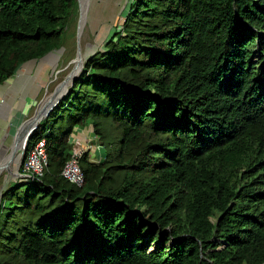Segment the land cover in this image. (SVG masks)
I'll return each mask as SVG.
<instances>
[{"label": "trees", "instance_id": "16d2710c", "mask_svg": "<svg viewBox=\"0 0 264 264\" xmlns=\"http://www.w3.org/2000/svg\"><path fill=\"white\" fill-rule=\"evenodd\" d=\"M77 4L0 0V84ZM103 47L26 143L43 175L2 192L0 264H264V0H133ZM88 126L105 158L77 186Z\"/></svg>", "mask_w": 264, "mask_h": 264}, {"label": "rangeland", "instance_id": "374dc122", "mask_svg": "<svg viewBox=\"0 0 264 264\" xmlns=\"http://www.w3.org/2000/svg\"><path fill=\"white\" fill-rule=\"evenodd\" d=\"M132 2L133 0H88L86 11L87 19L82 27L83 0H78L76 12L65 31L62 47L52 51L58 54L55 61L43 63L42 60L46 57L45 56L41 58L42 60L28 61L21 65L15 72V75H18L20 71L22 73L27 72L26 74L31 76V82L30 84L27 83L22 88L23 90L20 97H17L18 95L15 98L8 96L2 100L3 103H1V106L4 105V111L0 112V121H3L4 125L0 128L1 139L5 140L6 138H10L11 140L8 142V145H10V142L13 140V135H16L15 133L24 134V132L34 125L37 127L39 122L47 115L43 114L53 104H57V102L69 92L76 78L82 74V69L87 59L97 51H102L104 49V43L113 37L116 31L121 29L122 21L130 11ZM94 45H98L97 49L84 60L79 71L72 77L73 79L69 85L66 86L67 89L65 88L61 96L57 98L60 87L67 81L71 71H73V66L75 65L80 50L82 49L85 51L87 49L86 47L92 48ZM25 73L23 74L25 75ZM40 114H42L43 117L42 115L40 116ZM41 117L42 119L39 120ZM79 129L83 130V134L87 132V134L89 133L88 135H90L88 137L86 135H77L85 141V148H87V150L84 155L86 161L95 164L103 161L105 152L103 148H96L97 145H100L101 141L95 135L92 127L88 126L85 128H78V130ZM3 135H5V137ZM23 146L25 147L26 145L23 144L22 147L18 149L19 158L16 162L17 164L13 163L11 165L13 173L10 175L5 172L0 175V194L6 190L11 183H25L19 176L24 159V154L22 153ZM11 149L12 148L9 146L2 147L0 149L2 158L11 157L14 153V149ZM96 150L98 153H96ZM83 164H85V162H83ZM157 243L158 242H155L154 245L156 246Z\"/></svg>", "mask_w": 264, "mask_h": 264}, {"label": "built area", "instance_id": "2783aa9c", "mask_svg": "<svg viewBox=\"0 0 264 264\" xmlns=\"http://www.w3.org/2000/svg\"><path fill=\"white\" fill-rule=\"evenodd\" d=\"M85 141L73 133L70 135V143L72 145L69 151V158L61 170V176L68 182L81 186L84 182L83 172L80 166V159L84 156ZM97 149L103 148L100 145ZM47 166V155L45 151L44 139L34 143L24 154L23 164L19 176L25 182L33 181L43 175Z\"/></svg>", "mask_w": 264, "mask_h": 264}, {"label": "bare ground", "instance_id": "6f19581e", "mask_svg": "<svg viewBox=\"0 0 264 264\" xmlns=\"http://www.w3.org/2000/svg\"><path fill=\"white\" fill-rule=\"evenodd\" d=\"M104 3V2H103ZM87 5H88V0H83V4H82V23H81V26L83 27L85 22H86V11H87ZM103 5V4H102ZM103 7V6H102ZM101 7V8H102ZM94 21V20H93ZM102 24V23H101ZM97 25V24H96ZM98 26V25H97ZM96 26V28H97ZM81 27V28H82ZM98 45H94L92 48H88L86 47L87 49L84 51V50H80L79 52V55L78 57L76 58L77 60L75 61V65L73 66V71H71L67 81L60 87V90H59V93L57 94V98H59L61 96V94L63 93V91L65 90L66 86L69 85V83L71 82V80L73 79L72 77L79 71V69L81 68L83 62L85 59H87V57L93 53V51H95L97 49ZM79 51V50H78ZM58 54L56 52H52V53H49L48 55H46V57L42 60L43 63H48V62H54L55 59L57 58ZM22 72L20 71L19 72V75H21ZM14 82V81H13ZM15 83V82H14ZM18 84V83H17ZM22 84V83H21ZM20 85H17L16 87H14L16 84H13V87L15 90V88H18V86H21ZM29 84V83H28ZM3 86V85H2ZM25 86V85H24ZM4 87V86H3ZM7 88V87H6ZM20 89V87H19ZM67 89V88H66ZM18 90V89H17ZM23 90V89H22ZM21 90V91H22ZM12 92V91H11ZM24 92V91H23ZM23 95V94H22ZM42 114H40L41 116ZM4 125V124H3ZM3 125L0 126V128L3 127ZM5 127V126H4ZM7 129V128H6ZM31 129V128H30ZM28 129L26 132H24V134H17L15 133L16 135L12 137V141L10 142L11 144L8 145V142L9 140H11L10 138H6L5 140L4 139H1V136H0V149L2 147H10L12 149H14V153L11 157H7V158H2L1 156V151H0V175H2L3 173L7 172L8 174H12L13 171L11 168V165L13 163H16L18 161V158H19V152H18V149H20L22 147V145L24 144L25 142V135L26 133H28V131L30 130ZM3 132V131H2ZM5 137V135H3ZM11 149V150H12ZM6 150V149H5ZM9 150V149H8ZM17 164V163H16ZM9 176V175H8Z\"/></svg>", "mask_w": 264, "mask_h": 264}, {"label": "crops", "instance_id": "0c3cea01", "mask_svg": "<svg viewBox=\"0 0 264 264\" xmlns=\"http://www.w3.org/2000/svg\"><path fill=\"white\" fill-rule=\"evenodd\" d=\"M23 73H25V72H23ZM23 73L21 75H19V73H18V75H15V73H14L9 79L5 80V82L0 84V112L4 111V105L1 106V103H3L2 100H4L8 96H12L15 98L18 95L17 97H20L21 96L20 94L22 93L21 90L24 87V85H26L27 83L30 84L31 76L26 74L27 72L25 73V75ZM13 84H16L14 87H16L17 85H20V84H21V86H18V88H15V90H13L14 89ZM19 87H20V89H19ZM19 99H21V98H19ZM1 125H3V121H0V126ZM74 134H76L78 136L79 135H86L87 137L90 136V135H88L89 133L87 134V132H84V134H83V130L82 129L78 130V128H74ZM96 153H98L97 150H96Z\"/></svg>", "mask_w": 264, "mask_h": 264}, {"label": "water", "instance_id": "95a60500", "mask_svg": "<svg viewBox=\"0 0 264 264\" xmlns=\"http://www.w3.org/2000/svg\"><path fill=\"white\" fill-rule=\"evenodd\" d=\"M48 55V54H47ZM46 56V55H45ZM44 56V57H45ZM43 58V57H42ZM22 65V64H21ZM21 65H19L18 67H17V69L21 66ZM17 69L15 70V72L17 71ZM56 105V103L55 104H53L43 115H45V114H48L51 110H52V108L54 107ZM43 115H42V117H43ZM42 117L41 118H39V120H41L42 119ZM38 120V121H39ZM38 121H37V123H38ZM36 123V124H37ZM35 127H36V125H34L29 131H28V133H26V135H25V143H24V145H26V143H27V141H28V139H29V137H30V135L33 133V131H34V129H35ZM26 147V146H25ZM24 146H23V154H25V152H26V148H25ZM2 196V193L0 194V197Z\"/></svg>", "mask_w": 264, "mask_h": 264}]
</instances>
